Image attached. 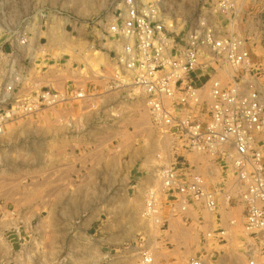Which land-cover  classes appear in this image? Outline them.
Listing matches in <instances>:
<instances>
[{
    "label": "rangeland",
    "instance_id": "1",
    "mask_svg": "<svg viewBox=\"0 0 264 264\" xmlns=\"http://www.w3.org/2000/svg\"><path fill=\"white\" fill-rule=\"evenodd\" d=\"M150 1L177 32L200 16L217 34L242 39L250 64L234 75L264 98V0H136L141 6ZM121 8V0H0V50L8 54L26 38L30 91L48 88L41 73L53 67L62 71L59 88L66 86L48 89L60 94L74 88L67 71L89 65L94 75L87 93L74 88L85 98L40 107L3 128L0 264H137L143 254L153 264L245 263L247 245L255 243L241 233L239 221L234 242L218 246L209 241L213 234L202 235L205 229L189 226L183 215H166L164 197L155 221L144 214L146 191L157 187L160 171L183 158L199 164L151 125L143 97L111 87V67L103 70V58L112 64L115 45L107 26ZM209 78L205 72L202 82Z\"/></svg>",
    "mask_w": 264,
    "mask_h": 264
},
{
    "label": "built area",
    "instance_id": "2",
    "mask_svg": "<svg viewBox=\"0 0 264 264\" xmlns=\"http://www.w3.org/2000/svg\"><path fill=\"white\" fill-rule=\"evenodd\" d=\"M121 2L120 13L107 26L115 43L111 87L137 92L145 100L151 125L176 140L187 154L207 162L204 172L184 158L186 163H169L159 172L157 187L146 191L145 216L157 219L162 197L169 216H184L190 208L212 213L220 201L229 207L239 205L244 232L255 243L247 248L248 264H264V98L249 81L234 75L250 64L242 39L217 34L200 16L191 20L188 30L177 32L172 22L157 17L154 1L150 6L136 0ZM19 41L15 45L19 50L8 54L0 50V135L8 123L36 114L40 107L85 98L74 88L62 94L26 88V38ZM205 72L210 78L202 82ZM214 170L219 178L211 184ZM151 260L143 254L137 264Z\"/></svg>",
    "mask_w": 264,
    "mask_h": 264
},
{
    "label": "crops",
    "instance_id": "3",
    "mask_svg": "<svg viewBox=\"0 0 264 264\" xmlns=\"http://www.w3.org/2000/svg\"><path fill=\"white\" fill-rule=\"evenodd\" d=\"M105 60V67L103 68H110L111 65L109 64V61L106 60L105 58H103ZM106 62L108 63L106 65ZM100 67V66H98ZM61 69H59L58 67H53L52 71H50L48 69V71L41 73V79H42V84H44L45 86H48V88L57 90L60 89V85H61ZM52 73V77H48L49 74ZM68 75H69V83H71V86H73L74 88H80V91H83L87 93V91L89 90V86L88 84L91 83L92 79H93V70L91 69V67L89 65H85L84 70L83 69H77V71L75 70H70L67 71ZM102 73V72H101ZM47 78L46 81H44V78ZM97 82V84H99V87H104V82L100 79ZM29 81V80H28ZM27 81V87L28 89H31L30 86L28 84ZM29 83H31L29 81ZM46 83V84H45ZM64 85V86H63ZM66 84H62V87L60 90H63L65 88ZM87 102L86 100H83V102ZM191 157L195 160H197V164H199V172H204V167L205 164H207L205 158L203 157H198V156H193L191 155ZM214 177L211 179H208L209 183L213 184L215 183L218 178H219V173L214 170ZM163 202L165 203V201L163 200ZM167 212V211H166ZM159 213V212H158ZM160 213H165V211H162ZM242 208L239 205L236 206H232L229 207L227 204H225L224 202L219 203V206L217 208V210L215 212H208L205 210H194L192 208L188 209L185 212V219L190 221L189 226H198V229H205V231H203L202 235H204L205 233H211L213 234L212 238H215V240H209L211 241L210 243L214 244V245H218V246H229L230 244H232V242H234V239H236V233L238 232L237 227H238V221L242 224V226L240 225V229L241 233L243 232V217H242ZM171 219H175V218H171ZM174 221V220H172ZM172 224V222L169 223ZM218 231H223V234L220 235L218 233ZM217 238V239H216ZM201 241H202V237H201ZM209 241H206V244L209 243ZM200 242V241H199ZM252 244V243H251ZM251 244L247 245V247L252 246ZM151 263L153 264V258L151 257ZM261 258H257L256 262L260 263ZM201 264H248V261L245 260L244 262H238L235 259H221V260H215V261H209L208 263H204L203 260H200ZM172 264H178L177 262H173ZM181 264H190V262L188 263H181Z\"/></svg>",
    "mask_w": 264,
    "mask_h": 264
}]
</instances>
